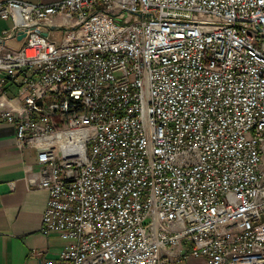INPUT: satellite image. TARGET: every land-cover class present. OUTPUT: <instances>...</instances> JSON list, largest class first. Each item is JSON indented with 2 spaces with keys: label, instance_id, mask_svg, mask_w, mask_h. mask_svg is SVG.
Wrapping results in <instances>:
<instances>
[{
  "label": "built area",
  "instance_id": "2783aa9c",
  "mask_svg": "<svg viewBox=\"0 0 264 264\" xmlns=\"http://www.w3.org/2000/svg\"><path fill=\"white\" fill-rule=\"evenodd\" d=\"M0 19V120L66 240L43 264H264V0H0Z\"/></svg>",
  "mask_w": 264,
  "mask_h": 264
},
{
  "label": "crops",
  "instance_id": "0c3cea01",
  "mask_svg": "<svg viewBox=\"0 0 264 264\" xmlns=\"http://www.w3.org/2000/svg\"><path fill=\"white\" fill-rule=\"evenodd\" d=\"M26 1L50 4L57 0ZM15 131V126L0 120V264H43L59 256L66 240L56 232L42 231L49 192L28 184L27 164L33 166L30 176H38L36 150L21 152ZM178 264H207V260L189 254Z\"/></svg>",
  "mask_w": 264,
  "mask_h": 264
},
{
  "label": "rangeland",
  "instance_id": "374dc122",
  "mask_svg": "<svg viewBox=\"0 0 264 264\" xmlns=\"http://www.w3.org/2000/svg\"><path fill=\"white\" fill-rule=\"evenodd\" d=\"M12 26V21L11 20H6V19H0V30L2 28H9ZM62 30H53L51 37L54 39H57L58 42L61 41V37H62Z\"/></svg>",
  "mask_w": 264,
  "mask_h": 264
}]
</instances>
